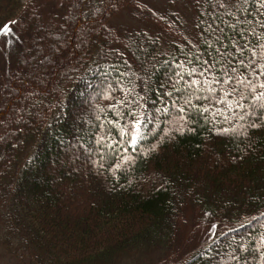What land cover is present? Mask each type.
Segmentation results:
<instances>
[{
	"label": "trees",
	"instance_id": "16d2710c",
	"mask_svg": "<svg viewBox=\"0 0 264 264\" xmlns=\"http://www.w3.org/2000/svg\"><path fill=\"white\" fill-rule=\"evenodd\" d=\"M233 3L0 0V264H264V111L181 114L160 87L205 40L215 54L216 16L264 43V9ZM123 10L134 32L111 24ZM131 111L146 113L136 144Z\"/></svg>",
	"mask_w": 264,
	"mask_h": 264
},
{
	"label": "snow or ice",
	"instance_id": "6c2138e0",
	"mask_svg": "<svg viewBox=\"0 0 264 264\" xmlns=\"http://www.w3.org/2000/svg\"><path fill=\"white\" fill-rule=\"evenodd\" d=\"M248 2L249 0H242V4H248ZM253 3H258L260 9H264V0H253ZM214 4L216 7L225 9L229 15L233 13L227 10L236 7L233 0H214ZM257 15L264 17V12L258 11ZM216 20L224 23L219 16H216L212 22L208 23L204 31L210 35L220 33V35H215V43L219 44L220 47L215 48V54H213V42L205 40L204 43L207 45V48L204 53L199 55L192 53L185 54L184 60L175 64V67L167 75L165 83L160 85L161 88L165 84L171 85V91L163 95L171 97L173 93L177 94L173 105L175 106L181 100L183 101V105L179 107L181 114L185 113V106H187V108L197 112H211L213 120L216 117H222L224 122H228L230 116L226 115V113L236 115L233 109L239 108L244 110L245 103L252 100L257 103L249 104L248 111L252 115H256V107L264 111V79H262L264 78V43H260L259 37H257V42L252 44L249 49L247 29L237 32L236 35L239 39L228 37L224 35V30L219 25L213 26ZM237 23H240V21L237 20ZM244 23L251 24V21H245ZM256 24L261 29H264V21H257ZM229 27H235V25H229ZM0 32H4V30L0 29ZM252 32L255 35L254 27ZM4 34L6 35L7 33L5 32ZM225 40H229L231 42L230 45H225ZM246 50L251 52L250 57H244ZM205 56L208 58L205 59ZM251 57H255L256 59L253 60ZM249 72L251 73V77L248 74ZM142 99L144 98L138 97V100ZM193 100H196L198 103L202 102L203 105L207 106L199 108L196 104H193ZM120 103L128 107V101L125 100ZM133 103L137 102L134 101ZM216 105L220 107H216ZM109 107L115 108V105L110 104ZM164 110L166 111L167 109L165 108ZM100 111L102 112L103 109L101 108ZM155 111L159 112L161 109L156 108ZM116 114L118 116L125 115V113L119 111ZM247 114L248 112L246 111L245 115ZM127 115H131L133 119L128 125L120 128V135L123 137L125 135V128H127L130 143L136 144L137 137L140 136V128L147 126L140 119V117L146 116V113L143 111H131ZM96 118L99 120V116ZM179 119L183 121L184 116L181 115ZM239 119L243 120L244 116H239ZM262 123H264V118H262ZM116 126L120 127L119 122H117ZM251 127H257L255 121H253ZM220 131L229 133L232 129L222 128ZM98 135L99 139L96 141V144L101 145L107 139V135ZM115 167L119 168L120 164H116ZM212 227H215V225ZM233 258L235 259V257Z\"/></svg>",
	"mask_w": 264,
	"mask_h": 264
},
{
	"label": "rangeland",
	"instance_id": "374dc122",
	"mask_svg": "<svg viewBox=\"0 0 264 264\" xmlns=\"http://www.w3.org/2000/svg\"><path fill=\"white\" fill-rule=\"evenodd\" d=\"M111 24H113L115 27H117V29L119 31H121V33H125L127 31H132V30L134 32L135 29H137L138 26H140V24H138L136 21H134L130 17L128 11H126V10H123L120 13L116 14L115 17L112 19ZM122 36H125V35L122 34ZM92 101L93 100L91 99V102ZM26 110L28 111L29 108H26ZM184 214H185L186 218H188V219L193 216V214H191L189 212H184ZM188 228H189V230H191L193 227H188ZM186 235H189V238L184 239V244L191 247V248L194 247L197 243H199V241L203 238V232L200 229H198V232H195L193 235L188 234V233H186ZM1 262H3V260Z\"/></svg>",
	"mask_w": 264,
	"mask_h": 264
}]
</instances>
